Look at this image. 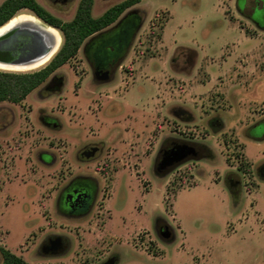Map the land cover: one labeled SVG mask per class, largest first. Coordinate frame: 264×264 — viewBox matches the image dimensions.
<instances>
[{
    "label": "rangeland",
    "instance_id": "rangeland-1",
    "mask_svg": "<svg viewBox=\"0 0 264 264\" xmlns=\"http://www.w3.org/2000/svg\"><path fill=\"white\" fill-rule=\"evenodd\" d=\"M121 1L94 0L92 15ZM38 2L71 20L80 0ZM253 4L264 8L140 0L124 11L141 24L115 80L89 91L86 38L22 101H0V264L1 247L30 264H264V19L247 16ZM170 138L206 151L162 173ZM80 175L98 194L75 216L59 193ZM50 234L68 238L62 254L40 249Z\"/></svg>",
    "mask_w": 264,
    "mask_h": 264
},
{
    "label": "flooded vegetation",
    "instance_id": "flooded-vegetation-1",
    "mask_svg": "<svg viewBox=\"0 0 264 264\" xmlns=\"http://www.w3.org/2000/svg\"><path fill=\"white\" fill-rule=\"evenodd\" d=\"M55 1L67 2L69 0ZM24 14L33 13L31 12ZM247 16L254 23L260 25L262 20L264 19L263 6L253 4ZM140 24L141 15L139 11L132 9L128 10L127 12H123V14L113 24L109 25L104 29L96 31L87 37L83 45V51L86 60L89 64V67L92 71V79L89 81V91L94 92L93 89L97 88V86L115 80V78L118 76V70L124 61V58L132 44V41ZM37 67L38 66L34 68ZM63 83L64 77L62 75H53L50 82L48 83V86H53L55 89H59L61 88ZM111 98L113 97L109 96V99ZM45 122L47 124H57V120L49 121L46 118ZM181 143H189L193 147L192 155L194 154L196 156L192 158H197L201 156L203 152L206 151L205 146L198 142L183 140L180 138H170L167 139L160 148L158 154V163L161 161L165 153L170 152L172 149H174L177 145H180ZM96 148V145H89L87 150L84 151L83 155H89L90 158L92 156L91 154H93ZM262 172L264 173V166L262 167ZM97 194V180L91 175H80L72 178L65 185V187L60 191L59 197L63 199V203L70 207L72 211H84V213L80 215L69 214L68 216H81L86 214L87 212L90 213L97 198ZM59 204L60 203L58 200L57 209L60 211L61 209ZM158 229L159 232L164 235L166 231H172L167 223H161ZM68 246L69 240L65 235L50 234L43 239L40 244V249L42 250V252L47 254H62V252H64L68 248ZM101 264H118V256L109 257L104 260Z\"/></svg>",
    "mask_w": 264,
    "mask_h": 264
},
{
    "label": "trees",
    "instance_id": "trees-1",
    "mask_svg": "<svg viewBox=\"0 0 264 264\" xmlns=\"http://www.w3.org/2000/svg\"><path fill=\"white\" fill-rule=\"evenodd\" d=\"M140 0H123L109 7L98 17L92 15L94 0H80L75 16L62 20L48 11L38 0H4L0 4V26L5 24L18 11L24 8L44 22L59 29L63 34V44L46 66L30 72H5L0 70V101H22L33 89L39 86L56 68L74 56L83 41L92 33L113 24L131 5ZM1 69V68H0ZM7 70V69H4ZM14 71V70H12ZM1 264H30L22 256L1 247Z\"/></svg>",
    "mask_w": 264,
    "mask_h": 264
},
{
    "label": "water",
    "instance_id": "water-1",
    "mask_svg": "<svg viewBox=\"0 0 264 264\" xmlns=\"http://www.w3.org/2000/svg\"><path fill=\"white\" fill-rule=\"evenodd\" d=\"M56 45L57 40L40 29L28 26L17 27L0 37V61L27 65L49 54ZM192 153L193 147L189 143H181L164 154L157 169L162 173L167 172L185 160L196 156ZM170 234L171 231L165 232L167 236Z\"/></svg>",
    "mask_w": 264,
    "mask_h": 264
},
{
    "label": "bare ground",
    "instance_id": "bare-ground-1",
    "mask_svg": "<svg viewBox=\"0 0 264 264\" xmlns=\"http://www.w3.org/2000/svg\"><path fill=\"white\" fill-rule=\"evenodd\" d=\"M33 27L36 29H40L46 32L48 35L52 36L57 40L56 47L47 55L37 59L35 62L27 64V65H17V64H10L0 61V68L7 69V70H30L36 66L44 64L47 62L57 51L59 46L62 42V36L59 29L47 24L41 18L33 14H18L7 21L5 24L0 26V37L3 36L8 31L17 28V27Z\"/></svg>",
    "mask_w": 264,
    "mask_h": 264
},
{
    "label": "crops",
    "instance_id": "crops-1",
    "mask_svg": "<svg viewBox=\"0 0 264 264\" xmlns=\"http://www.w3.org/2000/svg\"><path fill=\"white\" fill-rule=\"evenodd\" d=\"M264 30V29H263Z\"/></svg>",
    "mask_w": 264,
    "mask_h": 264
}]
</instances>
